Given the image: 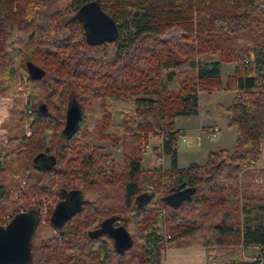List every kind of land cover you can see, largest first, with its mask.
<instances>
[{"label":"trees","instance_id":"trees-1","mask_svg":"<svg viewBox=\"0 0 264 264\" xmlns=\"http://www.w3.org/2000/svg\"><path fill=\"white\" fill-rule=\"evenodd\" d=\"M56 1L0 0V97H27L25 117L10 128L9 120L4 124L0 211L6 188L27 179L31 192L23 197L30 208L18 206L15 215L32 212L38 228L47 206V222L58 233L42 243L31 264H164L166 249L177 243L205 248L208 260L261 264L264 167L254 164L264 148V0H68L53 10ZM91 1L116 23L114 40L88 39L79 11ZM227 63L235 64L225 86L236 91L227 107L228 126L237 130L234 148L180 167L175 120L199 114L201 92L223 88ZM31 67L42 74L35 76ZM71 103L82 115L76 133L67 136ZM23 119L30 136L17 131ZM150 135L161 139L153 148L159 166L145 169ZM97 141L121 148L122 156L101 152ZM39 154L53 162L45 186L32 171ZM118 185L120 204L83 199L61 228L51 223L70 192L102 191L100 197L108 198L109 187ZM188 187L194 188L189 200L177 208L165 203L166 195ZM108 221L133 239L123 254L103 229ZM249 247L258 254L247 256Z\"/></svg>","mask_w":264,"mask_h":264},{"label":"rangeland","instance_id":"rangeland-1","mask_svg":"<svg viewBox=\"0 0 264 264\" xmlns=\"http://www.w3.org/2000/svg\"><path fill=\"white\" fill-rule=\"evenodd\" d=\"M68 0H57L56 3L52 6V9H58L63 7ZM70 19V16H67L63 19L61 22L62 28L64 32H66V28L64 27V24L67 20ZM218 56L214 59H205V61H212L217 60ZM235 70V64L234 63H227L224 64L221 68V80L223 88L221 90L213 91V92H201L200 93V117H182L181 119L178 118V124L181 126L183 122L189 123L193 128L192 133V141L191 145L187 146L185 143H182L181 141H178V151L180 153V165L182 167H187L190 163H203L204 162V155L206 151H209L208 149H214L215 147H218L220 144L225 148L233 147V143L235 142V132L236 127H226L225 121L228 120V110L227 107L231 104V101L233 100L234 96L236 95V91L232 89H227L226 83L228 80V77L231 76L234 73ZM23 79L25 81L26 75H23ZM27 97H17L13 99V105L10 112V119L7 122V127L10 128L11 125H13V120H18L17 118L19 115L25 117L27 110L25 107V103ZM229 104V105H228ZM228 105V106H227ZM25 112V114H24ZM27 119H23V121L19 125L18 132L20 130L24 131L27 136H30L32 134L31 129L28 127ZM154 121L156 127L161 126V122L155 117L152 118ZM114 121L115 123H118L121 121V117L118 113V111H115L114 114ZM204 121V124L201 126L200 122ZM17 122V121H16ZM12 123V124H11ZM15 123V122H14ZM214 123H217V125L220 127V130L217 132V135L215 137H212L210 135L211 130L213 127H211ZM230 128V129H229ZM6 129V130H4ZM219 129V128H218ZM8 135V129L3 127V130H1L0 133V157L7 151L6 148V140ZM161 139L158 135H150V142L146 149V152L144 153V159L142 162V166L145 169L153 168L159 166V164L156 161L155 156L153 155V148L158 146L160 144ZM225 142V144H223ZM97 144L101 148V152L105 154H110L112 158L118 159L122 156V149L121 148H113L109 142L107 141H97ZM169 161V158L166 159L165 162H163L164 168H168L167 162ZM170 162V161H169ZM253 167V164H252ZM254 167L256 168H262L264 167V148L262 152V156L259 162L254 164ZM33 174L35 176V180H40V183L45 186L49 184L48 181V175L45 171L38 168L36 165L32 169ZM258 182H261V178H257ZM23 182L26 183L27 188L24 189L23 192H19L20 186L23 184ZM109 195L110 197H100L103 195V192L101 191H91V190H85L82 192V199L84 200H97L101 199L99 204L101 206H107V205H115L120 204L123 197V192L121 190V187L118 186H112L109 187ZM7 192V203L15 200L17 203L7 206V203L4 205V211H7L6 213L2 211L3 217L7 219V216L10 217V220L15 215L16 211L18 210V206H20L22 209H29L30 205L26 204L25 198L23 196H28L31 192L27 179L23 180L20 184L8 187L6 188ZM28 200V199H27ZM31 202V201H30ZM2 203V202H1ZM3 204V203H2ZM24 206V208H23ZM0 208H2L0 206ZM21 209V210H22ZM47 206H44L43 208V214L41 215V224L40 227H38L34 233L33 239H32V251H33V261H36L40 248L42 243L51 238V237H58V233L54 228L50 225V223L47 222V216H46ZM9 220V221H10ZM8 223V222H7ZM7 223H1L2 225H7ZM157 228L159 229L160 233L164 232L163 225L158 224ZM180 244V243H177ZM168 249V248H167ZM166 249V251H167ZM166 253V252H165ZM258 254V251L254 248H248L246 250L247 255H254ZM32 261V262H33Z\"/></svg>","mask_w":264,"mask_h":264},{"label":"water","instance_id":"water-1","mask_svg":"<svg viewBox=\"0 0 264 264\" xmlns=\"http://www.w3.org/2000/svg\"><path fill=\"white\" fill-rule=\"evenodd\" d=\"M79 15L84 21L88 39L93 43L106 40H114L118 34V28L110 15L102 10L97 1H91L83 5ZM35 76H40L42 70L31 67ZM45 111V106H41ZM81 109L77 103H71L68 107L63 133L72 136L79 128ZM36 157V162L40 157ZM194 193V188H178L173 193L164 197L165 203L177 208L182 202L189 200ZM82 193L72 191L60 201L51 216V223L61 228L82 206ZM38 219L32 212L16 214L7 225H0V264H31L33 261L32 239L37 228ZM111 222L103 223V229L113 239L116 249L123 254L133 246V239L123 226H111Z\"/></svg>","mask_w":264,"mask_h":264},{"label":"crops","instance_id":"crops-1","mask_svg":"<svg viewBox=\"0 0 264 264\" xmlns=\"http://www.w3.org/2000/svg\"><path fill=\"white\" fill-rule=\"evenodd\" d=\"M12 105H13V98L0 97V133H1V130H3V127H5L4 124H6L7 120L10 119V112L12 109ZM200 115L201 114L199 112L198 115L185 116V117H194V118L196 117L197 118V117H200ZM178 118L181 119L182 117H177L175 120V126L178 130H180V134H181V138L179 141H181L182 143H185L187 146H189V145H191L190 143L192 141L193 128L188 122L185 123L186 120H185V122H183V124L181 126H179ZM203 124H204V121L200 122L201 126ZM225 125H226V127H229L228 126V120L225 121ZM211 127H213V128L217 127V128H219L218 131L220 130V127L217 125V123H214ZM213 128H212V130H213ZM230 128H232V127H230ZM4 130H6V129H4ZM236 135H237V130L235 132V139H236ZM223 144H225V142ZM233 144L235 145V142ZM234 145H233V147L226 148V149L232 150L234 148ZM221 148H225V147H223L220 144L218 147H215L214 149H208L209 151H206L205 155H204V162L201 164H204L206 162L209 152L216 151V150L221 149ZM166 159H168L167 156H165L163 158V162H165ZM169 161L167 162L168 166H170ZM192 163H195V162H192ZM192 163H190V164H192ZM178 164L180 167H182L180 165V153H179V151H178ZM197 164H199V163H197ZM249 248H254L258 251L257 247H249ZM256 254H254L252 256H255ZM247 256H250V255H247ZM164 264H226V263L216 261V260H208L206 249L203 247H186V246H183L181 244H174V245H172V247H169L167 249L165 256H164ZM231 264H233V263H231Z\"/></svg>","mask_w":264,"mask_h":264},{"label":"built area","instance_id":"built-area-1","mask_svg":"<svg viewBox=\"0 0 264 264\" xmlns=\"http://www.w3.org/2000/svg\"><path fill=\"white\" fill-rule=\"evenodd\" d=\"M217 132H218V128L217 127H215V128H213V130H211V133H210V135L212 136V137H215L216 135H217ZM25 188H27V186H26V183L25 182H23V184L20 186V188H19V192L21 193V192H23L24 191V189ZM9 216V215H8ZM7 216V219H5L4 217H3V214H2V211H0V222L1 223H9L11 220H10V217H8ZM14 217V216H13ZM10 220V221H9ZM7 223V224H8ZM0 225H2V224H0ZM262 261H261V264H264V255L262 256V259H261Z\"/></svg>","mask_w":264,"mask_h":264},{"label":"flooded vegetation","instance_id":"flooded-vegetation-1","mask_svg":"<svg viewBox=\"0 0 264 264\" xmlns=\"http://www.w3.org/2000/svg\"><path fill=\"white\" fill-rule=\"evenodd\" d=\"M50 159L47 158L46 156L40 157V159L36 162V166L40 168L41 170L45 171L48 170L51 165H53V162L51 165H49ZM83 200V199H82Z\"/></svg>","mask_w":264,"mask_h":264}]
</instances>
